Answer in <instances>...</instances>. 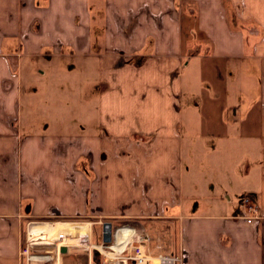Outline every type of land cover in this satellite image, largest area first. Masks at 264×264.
I'll return each instance as SVG.
<instances>
[{
  "label": "crops",
  "instance_id": "obj_1",
  "mask_svg": "<svg viewBox=\"0 0 264 264\" xmlns=\"http://www.w3.org/2000/svg\"><path fill=\"white\" fill-rule=\"evenodd\" d=\"M201 143L225 186L186 184ZM57 218L133 226L185 264H264V0H0V264H28L25 222ZM71 225L88 227L59 240H90ZM71 244L42 251L92 264Z\"/></svg>",
  "mask_w": 264,
  "mask_h": 264
},
{
  "label": "rangeland",
  "instance_id": "obj_2",
  "mask_svg": "<svg viewBox=\"0 0 264 264\" xmlns=\"http://www.w3.org/2000/svg\"><path fill=\"white\" fill-rule=\"evenodd\" d=\"M63 83L65 81H62ZM88 84H91L90 82ZM94 84L92 83L91 86H93ZM90 86V87H91ZM94 87V86H93ZM97 88V86L95 87ZM94 94H91V97H93ZM91 104H94V100L90 101ZM213 145L212 143H208L206 145L201 144H196L195 145V149L193 152V158L191 159V154L192 153V149L187 148L185 150V158H186V162H187V170H190V174H188V172H186L185 174V182L186 184L188 183L189 185H192L190 182H195V183H199L202 181V183H200L202 186H205V184H208L209 181H213L215 180L217 183L218 181L220 182V184H223L224 186L227 184L226 178L224 176H221V171L217 172L214 176V172H216V168H218L219 170H223V167L219 164H217V160H216V154L217 156H219V152L213 150ZM244 147L237 145L233 148V152L236 155V158H240V161L243 157L242 152H243ZM196 154V155H195ZM237 159V160H238ZM218 160L220 161V159L218 158ZM211 162V164H210ZM237 164L239 165V167H241L242 162H237ZM216 167V168H215ZM237 168V167H236ZM196 173V180L193 179L192 174ZM239 175H236L237 177V181H235L233 179L232 182H229V185H233L235 188L237 189H241L242 188V184L239 183L240 179H238ZM210 179V180H209ZM218 184V185H220ZM216 185V184H215ZM208 188H210V185H207ZM208 193V192H207ZM203 196V195H201ZM203 197H199V199H202ZM213 202L211 199L203 201L202 204H209ZM196 203H200L198 202V199H196V201H191V209H193V207H195ZM201 205V203H200ZM203 208V206H202ZM253 216V214H251ZM50 221V222H49ZM45 222H49L52 224H44ZM56 223H75V224H86L88 223L90 225V240H89V234L87 233L86 235H83V237H76L74 240L75 241H79L80 243L78 245L75 244H71L68 243V240L66 239H62L59 240L58 234L56 233H48L46 232L47 229H49L50 227H55L58 228L59 231H57L59 234L62 232L66 235H70L69 232H66L65 230L67 229V226L71 225H65V224H56ZM111 223V222H110ZM45 225V229L41 228ZM102 222H98L95 223L91 218H84V219H51V220H42L41 222H25V227L23 229V241L24 243L27 242V237H30L32 241H35V243H39L38 247L33 246V248L30 249L31 254H41V255H47L50 256L49 254H45V252L43 251H55V246L60 245L61 243L64 242V244H71L73 249H77V247L79 248H84L83 250H88L91 248L93 251L98 252V255L102 256L98 249L96 248V246H99L100 243H102L103 241V229H102ZM121 225V224H120ZM118 222H113V224L111 223L112 226V232L115 230L116 227L120 226ZM78 226V225H76ZM81 226V225H79ZM81 227H88V225H82ZM35 231V232H34ZM35 233V234H34ZM36 236V237H35ZM65 236V235H64ZM80 238V239H79ZM87 239V240H86ZM83 241V242H81ZM88 241V242H87ZM23 243V244H24ZM46 248V249H44ZM153 249V247H151ZM40 250L41 252H35L36 250ZM43 250V251H42ZM154 250V249H153ZM87 251V252H88ZM24 257V256H22ZM103 257V256H102ZM26 259V257H24ZM23 258V259H24ZM24 259V260H25ZM79 259H83V264L88 263L89 259L88 256H85L84 258L81 256L79 257ZM27 262V259L25 260ZM33 264H51L50 260H44L41 262H31ZM28 262V264H31ZM100 263V261H99ZM98 263V264H99ZM89 264V263H88ZM92 264L93 261H92ZM101 264V263H100Z\"/></svg>",
  "mask_w": 264,
  "mask_h": 264
},
{
  "label": "built area",
  "instance_id": "obj_3",
  "mask_svg": "<svg viewBox=\"0 0 264 264\" xmlns=\"http://www.w3.org/2000/svg\"><path fill=\"white\" fill-rule=\"evenodd\" d=\"M245 202L248 205L249 213L253 214L252 217L247 218L248 223L263 219L258 208L252 204L250 199H245ZM38 244L27 237V242L24 243L21 252L27 262L39 263L51 259L47 255L31 254L30 249ZM96 248L105 261L110 264H185L184 250L176 255L156 253L150 246V239L146 235L140 234L137 228L129 225L116 227L112 233V242L110 244L102 242Z\"/></svg>",
  "mask_w": 264,
  "mask_h": 264
},
{
  "label": "bare ground",
  "instance_id": "obj_4",
  "mask_svg": "<svg viewBox=\"0 0 264 264\" xmlns=\"http://www.w3.org/2000/svg\"><path fill=\"white\" fill-rule=\"evenodd\" d=\"M46 225H48V224H46ZM42 229L44 228L45 229V225L43 226V227H41ZM85 231L86 229H85V227H81V226H75V225H69V226H67V229L65 230L66 232H69V234L71 235L72 233H73V231ZM57 231H59L58 230V228H55V227H50L49 229H47V231L46 232H48V233H57L58 234V237H60V234L62 233H58ZM35 232V231H34ZM65 233V232H64ZM35 234V233H34ZM80 234V233H79ZM36 237V236H35ZM61 238V237H60ZM81 238V237H80ZM79 238V239H80ZM87 240V239H86ZM81 242H83V241H81ZM88 242V241H87Z\"/></svg>",
  "mask_w": 264,
  "mask_h": 264
},
{
  "label": "water",
  "instance_id": "obj_5",
  "mask_svg": "<svg viewBox=\"0 0 264 264\" xmlns=\"http://www.w3.org/2000/svg\"><path fill=\"white\" fill-rule=\"evenodd\" d=\"M112 226L110 223H106L103 229V243L110 244L112 242ZM65 250V249H64ZM63 250V251H64Z\"/></svg>",
  "mask_w": 264,
  "mask_h": 264
},
{
  "label": "trees",
  "instance_id": "obj_6",
  "mask_svg": "<svg viewBox=\"0 0 264 264\" xmlns=\"http://www.w3.org/2000/svg\"><path fill=\"white\" fill-rule=\"evenodd\" d=\"M99 261L100 263L103 262V257L98 255V252L93 251V263L98 264Z\"/></svg>",
  "mask_w": 264,
  "mask_h": 264
}]
</instances>
